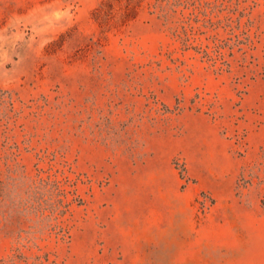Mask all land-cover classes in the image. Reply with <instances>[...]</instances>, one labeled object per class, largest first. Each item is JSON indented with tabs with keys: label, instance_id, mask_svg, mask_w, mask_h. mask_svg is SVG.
I'll return each mask as SVG.
<instances>
[{
	"label": "rangeland",
	"instance_id": "374dc122",
	"mask_svg": "<svg viewBox=\"0 0 264 264\" xmlns=\"http://www.w3.org/2000/svg\"><path fill=\"white\" fill-rule=\"evenodd\" d=\"M0 264H264V0H0Z\"/></svg>",
	"mask_w": 264,
	"mask_h": 264
}]
</instances>
